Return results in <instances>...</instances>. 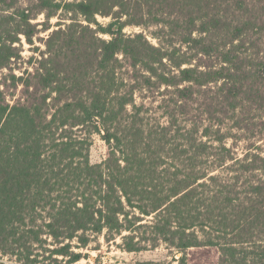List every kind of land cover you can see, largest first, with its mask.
I'll list each match as a JSON object with an SVG mask.
<instances>
[{"label": "trees", "instance_id": "obj_1", "mask_svg": "<svg viewBox=\"0 0 264 264\" xmlns=\"http://www.w3.org/2000/svg\"><path fill=\"white\" fill-rule=\"evenodd\" d=\"M22 1L0 0V259L73 264L103 235L264 264V0ZM59 11L17 75L33 20Z\"/></svg>", "mask_w": 264, "mask_h": 264}, {"label": "rangeland", "instance_id": "obj_2", "mask_svg": "<svg viewBox=\"0 0 264 264\" xmlns=\"http://www.w3.org/2000/svg\"><path fill=\"white\" fill-rule=\"evenodd\" d=\"M67 1V0H65ZM32 0H23L24 6L30 5ZM71 14L59 11L57 15L48 19L45 13L40 14L33 22L37 25L36 34L34 36V43L30 44L23 38V51L22 59L16 65V74L21 76H27L28 72L33 70V66L36 63V58L39 57L41 52H46L47 40L52 33L59 29V23L69 24L71 22ZM85 24L87 21L83 20V17H79ZM97 21L103 25H107L113 20L112 16H104L101 14L96 15ZM94 28L95 25H92ZM46 27H50L46 30ZM158 30L157 26H150L146 28L127 26L125 32L132 34L139 31H144L147 37L153 42L158 43V40L154 36V32ZM104 37H109L104 35ZM63 33L56 35L52 41V49L57 44L63 42ZM32 56H35L34 60L30 63ZM37 65V63H36ZM64 69L67 68L66 64L62 65ZM72 67H75L74 65ZM26 71V72H25ZM22 86L16 91V97L21 93ZM11 100V98L9 97ZM12 102L14 101L11 100ZM245 144H241V149ZM108 155V147L105 142L99 137L95 136V144L91 148V161L99 162ZM76 243V241H75ZM76 251H83L84 257L78 262L73 264H179L175 258H178L181 254L177 253L176 250L169 249L166 245L162 244L157 248H148L139 252H128L122 247V240L118 237L115 241L107 242L103 235H99L93 239L91 244L85 249H76ZM58 264H65L67 259L63 256H58ZM4 264H22L16 260L15 257L5 255L1 259ZM43 264H52L51 259L42 260ZM219 251L214 247H200L192 248L187 251V264H218Z\"/></svg>", "mask_w": 264, "mask_h": 264}]
</instances>
